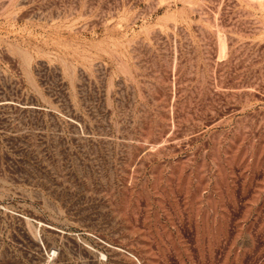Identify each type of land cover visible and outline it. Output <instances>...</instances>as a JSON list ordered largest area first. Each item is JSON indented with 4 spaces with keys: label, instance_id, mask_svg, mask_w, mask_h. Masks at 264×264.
Instances as JSON below:
<instances>
[{
    "label": "rangeland",
    "instance_id": "rangeland-1",
    "mask_svg": "<svg viewBox=\"0 0 264 264\" xmlns=\"http://www.w3.org/2000/svg\"><path fill=\"white\" fill-rule=\"evenodd\" d=\"M0 264H264V0H0Z\"/></svg>",
    "mask_w": 264,
    "mask_h": 264
}]
</instances>
